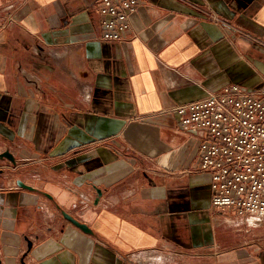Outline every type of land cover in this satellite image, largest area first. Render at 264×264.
Returning a JSON list of instances; mask_svg holds the SVG:
<instances>
[{"label": "crops", "instance_id": "0c3cea01", "mask_svg": "<svg viewBox=\"0 0 264 264\" xmlns=\"http://www.w3.org/2000/svg\"><path fill=\"white\" fill-rule=\"evenodd\" d=\"M96 1L0 0L2 264H264L175 110L264 89V0H139L118 41Z\"/></svg>", "mask_w": 264, "mask_h": 264}, {"label": "built area", "instance_id": "2783aa9c", "mask_svg": "<svg viewBox=\"0 0 264 264\" xmlns=\"http://www.w3.org/2000/svg\"><path fill=\"white\" fill-rule=\"evenodd\" d=\"M102 38H129L139 0H97ZM180 126L202 138L200 168L210 172L211 203L264 222V89L229 84L175 108Z\"/></svg>", "mask_w": 264, "mask_h": 264}, {"label": "water", "instance_id": "95a60500", "mask_svg": "<svg viewBox=\"0 0 264 264\" xmlns=\"http://www.w3.org/2000/svg\"><path fill=\"white\" fill-rule=\"evenodd\" d=\"M1 158H7L10 161L14 162L15 158L14 155L12 154V152H10L9 150H6L4 152L0 153V159ZM19 186L24 187V188H28V189H33V187L31 185L26 184L25 182H23L22 180L18 181ZM98 193H101V190H98ZM64 216L70 220L72 223H74L76 226H78L79 228H81L84 232L87 233H92V229L84 222H81L80 220H78L77 218H75L74 216H72L71 214H69L68 212L64 211L63 212ZM0 264H2L1 258H0Z\"/></svg>", "mask_w": 264, "mask_h": 264}]
</instances>
